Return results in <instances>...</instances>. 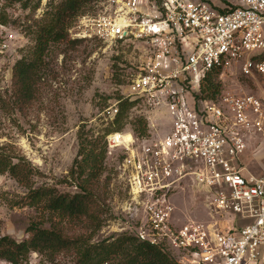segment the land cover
Returning <instances> with one entry per match:
<instances>
[{
	"label": "built area",
	"instance_id": "built-area-1",
	"mask_svg": "<svg viewBox=\"0 0 264 264\" xmlns=\"http://www.w3.org/2000/svg\"><path fill=\"white\" fill-rule=\"evenodd\" d=\"M101 6L68 35L127 49L120 96L147 110L146 133L115 130L119 100L100 117L112 126L106 155H116L120 210L134 236L176 264H264V175L244 161L250 140L264 143V0ZM212 75L238 87L205 97ZM184 192L203 197V219L179 218L175 196Z\"/></svg>",
	"mask_w": 264,
	"mask_h": 264
},
{
	"label": "rangeland",
	"instance_id": "rangeland-1",
	"mask_svg": "<svg viewBox=\"0 0 264 264\" xmlns=\"http://www.w3.org/2000/svg\"><path fill=\"white\" fill-rule=\"evenodd\" d=\"M60 0H39V7L32 11L36 0H0V17L7 23L0 28V148L16 160L24 158L38 172L34 186H54L60 193L77 190L64 181L78 151V131L84 126L89 135L103 134L112 126L101 122V111L118 101L123 91V75L119 80V68L127 56L125 47L108 48L98 40H81L76 45L66 38L65 42L52 46L46 59L47 66L41 80L37 99L28 107L18 108L13 103L12 67L34 45L31 33L34 21L47 11L49 3ZM99 0L86 7L83 15L96 14L101 8ZM77 23L73 22L72 27ZM7 35L13 39L8 40ZM121 81V83H120ZM221 90L237 88L236 81L220 82ZM119 105V104H118ZM121 121L122 128L130 119L148 116L147 110L135 104ZM117 125H115L116 127ZM5 148V149H4ZM244 157L245 164L256 176L264 175V143L261 139L250 140ZM105 159V172L100 180L102 196L101 219L98 231L81 223H62L69 237H82L90 243L117 238L132 233V224L121 214L120 207L126 198L124 188L117 179L115 157ZM26 189L8 174H0V235H7L17 242L28 238L26 229L36 221V212L25 204ZM201 195L184 192L176 195L180 219H203ZM48 225L46 224L45 227ZM73 252L46 257L30 253L21 264H75ZM0 264H10L0 260Z\"/></svg>",
	"mask_w": 264,
	"mask_h": 264
},
{
	"label": "trees",
	"instance_id": "trees-1",
	"mask_svg": "<svg viewBox=\"0 0 264 264\" xmlns=\"http://www.w3.org/2000/svg\"><path fill=\"white\" fill-rule=\"evenodd\" d=\"M29 1L25 0L24 8ZM96 1L99 0H60L55 5L52 2L43 16L34 21L31 31L33 48L12 67L11 97L18 108L28 107L36 101L52 46L66 41L73 22L83 16L89 4ZM38 7L39 0H36L32 11ZM6 23V17H0V28ZM79 41L73 40L69 44L76 45ZM118 71L120 80L123 72L120 68ZM220 89L215 76L206 78L203 88L205 97H213ZM118 98L119 114L115 130L122 129L121 121L128 118V112L136 104L123 100L120 95ZM128 125L136 136L146 133L147 121L144 117L131 119ZM107 132L89 135L84 132V126H80L78 151L64 181L77 190L75 193H60L54 186L48 185L35 187L33 178L38 172L30 162L24 158L16 160L0 148V174H8L26 189L25 204L36 212V221L26 229L27 239L17 242L7 235H0V260L21 264L30 253L53 257L73 252L75 264H176L164 248L139 241L133 232L94 244L82 237L72 238L64 233L63 222L86 224L93 231H98L103 224V199L98 192L106 169Z\"/></svg>",
	"mask_w": 264,
	"mask_h": 264
}]
</instances>
